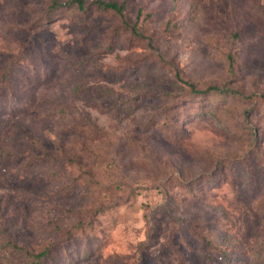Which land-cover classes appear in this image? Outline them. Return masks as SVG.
Segmentation results:
<instances>
[{
	"label": "rangeland",
	"instance_id": "rangeland-1",
	"mask_svg": "<svg viewBox=\"0 0 264 264\" xmlns=\"http://www.w3.org/2000/svg\"><path fill=\"white\" fill-rule=\"evenodd\" d=\"M49 7L0 0V264H264V97L183 100L264 94V0Z\"/></svg>",
	"mask_w": 264,
	"mask_h": 264
},
{
	"label": "trees",
	"instance_id": "trees-1",
	"mask_svg": "<svg viewBox=\"0 0 264 264\" xmlns=\"http://www.w3.org/2000/svg\"><path fill=\"white\" fill-rule=\"evenodd\" d=\"M50 7L52 10H59L63 7L68 8L69 10L81 11L83 14L79 15V19H82L83 15H90V6H94L97 9L113 11L122 19L123 25L129 29L135 37H144L143 33L140 31L138 21H132L126 16V9L129 3V0H92L90 5L87 4L86 0H49ZM235 67V58L233 55H229V68L230 71L233 72ZM183 80V79H182ZM183 93H184V101L186 103L190 102V99L195 98L196 101H200L201 103L198 105L201 108L204 107V101L210 103L211 105H219L223 103L228 96H232L233 98L239 99H251L252 103H258L256 100L262 99L263 95H258L257 92H253L249 96L244 95L242 92L238 91L235 88H230L225 85H210L206 88H196L195 84L189 82L187 80H183ZM255 99V100H253ZM263 101V100H262ZM18 107V106H16ZM183 110H180L178 115L182 113ZM205 110H201L200 114H203ZM250 110L247 109L245 112L248 114ZM249 133L255 139L256 132L252 130L250 127ZM220 164H224V161H219ZM249 169H245L241 171L242 174H247ZM16 245V244H15ZM30 259L26 264H61L63 260L68 256L66 252H62L58 247H53L52 245H48L42 248L37 253L28 252ZM56 258V260L54 259ZM262 262L264 263V256L262 257Z\"/></svg>",
	"mask_w": 264,
	"mask_h": 264
}]
</instances>
